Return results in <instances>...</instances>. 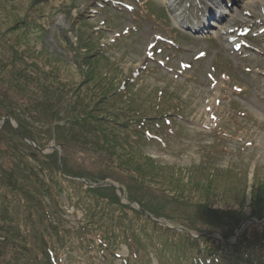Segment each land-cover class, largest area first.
Here are the masks:
<instances>
[{"label":"rangeland","instance_id":"374dc122","mask_svg":"<svg viewBox=\"0 0 264 264\" xmlns=\"http://www.w3.org/2000/svg\"><path fill=\"white\" fill-rule=\"evenodd\" d=\"M42 1L0 0L2 115L5 105L20 112V120L31 115L40 121V113L34 114L40 102H52L63 110L87 95L89 114L104 122L98 129L111 131L113 118L96 102L97 84L87 76L88 71L100 76L110 62L117 81L127 77L141 89L137 101L143 104L133 103L136 109L154 115L150 105L155 104L154 93L161 88L175 93L174 102L182 113L164 118L165 125L154 128L151 143H139L141 154L120 158L116 150H121L111 136H98L110 140L101 149L76 139L61 147L53 139L54 132H43L46 126L53 130L54 123L46 121L49 125L41 126L42 121L32 118L34 142L23 137L24 141L42 154L66 156L67 166L83 176L71 178L84 184L85 178L107 174L87 186L111 187L105 195L113 194L129 208L140 210L128 199L132 193L149 189L151 197L159 199L158 206L166 207L146 215L177 236L187 234L202 242L208 238L227 245L264 243V211L255 203L264 192V0H177L173 9L170 0H55L52 9ZM210 1L216 4L208 10ZM174 11L186 16L185 25L174 21ZM210 13L214 18H209ZM75 14H84L79 25L71 23ZM206 21L209 25L202 27ZM90 29L91 38L102 45L98 59L90 54L84 39ZM17 56L19 61L14 60ZM4 61L9 65L3 69ZM90 115L76 112L77 119L86 118L95 126L100 123ZM5 117L21 134L15 119ZM71 128L78 130L79 126L71 124ZM86 138L97 141L94 135ZM13 141L17 139L2 129L0 150L12 147ZM5 151L0 163L7 168L14 157ZM145 157L155 166L154 171H146L150 174L135 170L143 167ZM60 162L58 158L62 168ZM129 174H134L135 181ZM167 178L173 179L172 184L181 183V189L171 187ZM60 200L67 227L81 224L82 211L68 204L65 192ZM134 227L141 236L144 232L150 235L145 264H159L167 257V264L179 263L169 239L151 229L150 223ZM114 237V254L125 255V244ZM66 253L59 254L62 261L57 264H85ZM112 261L120 264L117 257Z\"/></svg>","mask_w":264,"mask_h":264},{"label":"trees","instance_id":"16d2710c","mask_svg":"<svg viewBox=\"0 0 264 264\" xmlns=\"http://www.w3.org/2000/svg\"><path fill=\"white\" fill-rule=\"evenodd\" d=\"M42 2L47 7L51 6L52 2L55 4V0ZM61 2L63 0H60ZM81 17H84V14L73 15L71 23L81 24L83 21ZM91 35L94 36L92 29L85 34L84 39L86 45H89L88 49L92 51L90 54L98 59L103 53L100 49L102 45L96 38H91ZM0 53L3 54L1 51ZM1 57L0 54V60ZM14 60L19 61L18 56ZM13 63L15 64L13 68H16L18 63L15 61ZM8 65V61H4L1 66L4 69ZM110 65L114 66L110 62L98 77L93 71H88L87 76L92 80L95 79L97 84L93 92V96L97 98L96 102L102 103L103 111L113 118L111 123L115 128L111 131L109 128L104 133L100 132L98 127L100 124L104 125V122L99 120L102 117L93 118L89 114L91 109L87 95L83 99L75 100L63 110L52 102L39 103L34 114L40 113L42 116V119H39L42 121L41 126L49 125L44 123L46 121L54 123L53 130L46 126L43 132L49 130L51 133L54 132L53 139L61 147L70 145L71 141L76 139L101 149L110 143L107 138H98L100 134L101 136L105 134L111 136V141L120 148V153L116 150L119 158L123 154L139 153V143L142 141L151 143L154 138V128L160 127L163 119L165 118V121L171 113L182 110L178 107L179 103L174 102L177 99L175 93L161 88L154 93L152 102L155 104L150 105L154 115L148 116L150 113L146 114L143 109H136L133 103L143 104L142 100L137 101L140 99L141 89L136 88L135 82L128 80L127 77L123 81L122 79L117 81ZM14 72L18 73L15 70ZM3 73L0 69V75ZM2 80L4 79L1 77L0 82ZM23 82L26 83V78ZM1 108L4 109V114L0 112V120L5 116L14 118L21 134H18L7 121L0 124V132L5 128L17 139V142L13 141L12 147L5 149L14 157L10 165L4 168L0 163V264H57L58 255L62 252H67L71 260L79 259V263L85 264H112V259L116 257L119 258L120 264H145L147 260L145 254L147 255V247L150 246L146 239L150 238V235L144 232L141 236L134 226L137 224L143 228L146 223H150L151 229L158 231L167 242L169 239L171 248H174L173 252L179 259L177 264H264V243L253 241L243 245H227L216 244L208 238L202 242L197 237L187 234L177 236L172 229L163 228L153 222L146 214H156L155 209L159 207L163 209L166 204L162 207L158 206L159 199L151 197L147 188L137 194L132 193L128 199L138 205L140 208L138 210L119 204L118 198L111 193H107L108 198L105 190L111 192L113 190L111 187L87 186L107 177L105 173H100L95 178L90 177L91 179L87 176L88 179H84L85 184L71 178H83V176L76 172V169L67 166L66 156L59 157L56 152H52L51 155L42 154L24 141L23 137L34 142L32 134H34L35 122L33 121H38L35 116H25L20 120L18 116L20 112L16 113L5 105ZM76 112L88 113L92 121L95 119L100 123L95 126L91 121L86 122V118L77 119ZM58 121L63 122L57 124ZM71 124L78 125V130H72ZM89 134L94 135L97 141L88 142L86 137ZM112 147L116 146L112 145ZM110 149L106 147V150ZM5 150H0V159L6 154ZM58 158L61 159L62 168L57 165ZM142 166L135 170L141 174H150L146 171L155 170L153 161L148 157L143 158ZM131 171L132 169L130 173ZM129 175L134 180L132 177L134 174ZM139 176H135V179H140ZM166 180L168 184L171 183V187L181 189L182 184L178 181L172 184L173 179ZM65 183L67 185L64 187ZM210 185L208 183V187ZM62 192L66 193L69 205L82 211L83 222L75 228L67 227V221L63 217V203L60 200ZM259 202L255 201L260 211H264V192L261 193ZM187 204L190 205L189 202ZM114 236L125 244L127 253L124 256L114 254V247L111 244L115 240ZM166 255L169 256V253ZM167 259L168 257L161 259L159 264H167Z\"/></svg>","mask_w":264,"mask_h":264},{"label":"bare ground","instance_id":"6f19581e","mask_svg":"<svg viewBox=\"0 0 264 264\" xmlns=\"http://www.w3.org/2000/svg\"><path fill=\"white\" fill-rule=\"evenodd\" d=\"M167 3V2H166ZM177 3H179V1H177V0H170V2H169V7H171L172 9L173 8H175L176 7V5H177ZM264 2H262V4H263ZM216 4V2H214V1H210L209 3H207V7H208V10L209 9H211V7L212 6H214ZM221 13V12H220ZM222 16V15H221ZM209 18H214V16H213V14H211L210 13V15H209ZM174 21L175 22H178L180 25H185L186 23H187V19H186V16L182 13V11H180V12H176V11H174ZM208 21V20H207ZM207 21H206V23H203V25H202V27L204 26H208L209 25V23H207ZM209 22V21H208ZM208 24V25H207ZM196 30L197 29H201L200 27L199 28H195ZM224 29L226 30V31H228V28H226V27H224ZM225 31V32H226Z\"/></svg>","mask_w":264,"mask_h":264},{"label":"water","instance_id":"95a60500","mask_svg":"<svg viewBox=\"0 0 264 264\" xmlns=\"http://www.w3.org/2000/svg\"><path fill=\"white\" fill-rule=\"evenodd\" d=\"M6 118H7V117H4V118L2 119L1 124H3V123L5 122Z\"/></svg>","mask_w":264,"mask_h":264},{"label":"snow or ice","instance_id":"6c2138e0","mask_svg":"<svg viewBox=\"0 0 264 264\" xmlns=\"http://www.w3.org/2000/svg\"><path fill=\"white\" fill-rule=\"evenodd\" d=\"M203 55V54H202Z\"/></svg>","mask_w":264,"mask_h":264}]
</instances>
